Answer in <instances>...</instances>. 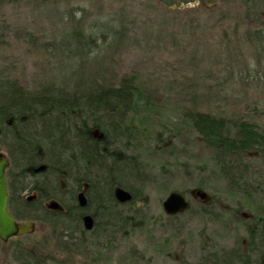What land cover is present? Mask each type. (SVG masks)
<instances>
[{
    "label": "rangeland",
    "instance_id": "374dc122",
    "mask_svg": "<svg viewBox=\"0 0 264 264\" xmlns=\"http://www.w3.org/2000/svg\"><path fill=\"white\" fill-rule=\"evenodd\" d=\"M45 3L0 1V79H16L36 89L47 79L59 82L66 72L82 67L113 85L136 76L148 94L141 110L150 124H136L143 139L139 156L148 175L147 201L118 208L142 224L135 221L134 226L112 229L110 222L98 217L95 235L104 232L100 240L110 237L111 252L97 245L93 261L86 251L67 264H197L205 251L241 241L245 231L237 220L252 219L249 205L228 190L212 152L186 113L222 114L264 127V38L251 37L264 33V8L260 15L247 17L241 0L211 3L208 8L199 2L168 7L160 0ZM76 30L86 41L92 37L94 41L76 43L72 38ZM252 174L260 182L264 167L257 164ZM200 185L208 196L205 201L195 194ZM176 190L185 193L191 209L172 217L165 213L163 202ZM202 203L211 204L207 212L201 211ZM51 234L45 226L24 241L31 253L39 252L41 241H49ZM93 238L87 232L86 249ZM39 253L48 264H54L52 256L69 258L51 242Z\"/></svg>",
    "mask_w": 264,
    "mask_h": 264
},
{
    "label": "trees",
    "instance_id": "16d2710c",
    "mask_svg": "<svg viewBox=\"0 0 264 264\" xmlns=\"http://www.w3.org/2000/svg\"><path fill=\"white\" fill-rule=\"evenodd\" d=\"M36 1L46 4V0ZM231 1L160 0L168 7L199 2L207 8L211 3ZM241 2L248 10L244 13L247 17L260 15L264 8V0ZM73 34L72 38L78 44L89 45L94 41L91 35L86 41L80 30ZM251 37L263 40L264 33L258 31ZM79 68L78 72H66L63 78L59 77V82L47 79L36 89H28L16 79H0V153H4L9 161V203L16 218H27L38 225L43 220L35 215H45L48 211L43 208L45 202L66 209L44 217L52 234L49 241L39 246V252L51 242L66 254H71L74 249L85 254L87 233L78 213L83 208L79 203L80 194L85 196V207L94 213L96 221L99 217L100 221L110 222L112 229L116 225L134 226L133 222H138L136 218L118 212L123 204L116 199L117 188L132 195L126 203L130 207L147 201L144 184L148 175L139 156L143 139L136 126L137 123L150 124V118L141 110L148 98L147 92L136 83V76L123 77L118 85H113ZM148 104L145 103L150 109ZM186 114L194 131L212 152V160L228 190L243 198L249 211L254 212L253 190L264 187V178L261 177L259 182L252 174L257 164L264 167V127L253 120H232L222 114L197 110ZM254 182L256 186H253ZM25 192L27 196L35 197L26 202L21 211L18 199ZM210 207V203H202L201 211L207 212ZM259 209L255 210L256 215ZM260 214V221H264V211ZM237 221L246 228L248 235L245 237L252 241L264 239V229L249 225V220L241 217ZM237 247L223 251V254L242 255Z\"/></svg>",
    "mask_w": 264,
    "mask_h": 264
},
{
    "label": "flooded vegetation",
    "instance_id": "af4514ba",
    "mask_svg": "<svg viewBox=\"0 0 264 264\" xmlns=\"http://www.w3.org/2000/svg\"><path fill=\"white\" fill-rule=\"evenodd\" d=\"M7 188H8V192H9V180H8V176H7ZM259 192H257L256 190H253V199H252V205H253V210L254 212H251L252 215V219L249 220V225L253 224L255 225V227L260 228V229H264V221H260L261 217L259 215L261 211H264V207H261L260 204H263L264 206V187L263 190H259ZM257 193V195H256ZM35 195H31V196H27V193H23L21 194V196H19L18 199V205H19V209L22 211L21 208H23V206L26 204V202H30L32 201ZM88 200V199H87ZM10 195H9V201H8V210L9 213L11 214V216L13 217V219L19 224H25V223H30L33 226V229L28 232V233H23V234H18L16 236H13L11 238H9L6 241H3L0 238V264H48L45 259L44 256L41 253H31L29 251L28 248V241H24L25 239H28L29 237H31L33 234H35L37 231H40L41 228H44L46 226V228H50L48 223L46 222L44 217H47L49 215V213H54L55 211H60V212H65L66 209L61 208L58 204L57 206H52V204L49 203H44L43 208H45V210H48L47 212H45L44 214H39V215H35L37 217V219H41L42 222L39 221V228H37V223L36 222H32L31 220H27L26 219H18L16 218V212L11 208L10 206ZM83 208H81L79 210V214L82 218V226L84 228V231L87 233H92V235L94 236L93 238V245L90 244V246H88L87 249H85L86 251H89V254H87L88 259H91L92 261L96 258V246H102L104 251H108L111 252L112 249V243L111 241H108V239L110 237H107V239L105 240H100L99 234H104V232H100L98 235H95L96 232V225L98 224V222L96 221V216L94 215L93 212H91L90 210H88L85 206H82ZM259 209L258 213L256 215L255 211L256 209ZM41 210V208H40ZM41 212V211H40ZM44 215V216H43ZM91 216L93 218V228L91 230H87L84 226V218L85 216ZM250 215V216H251ZM43 218V219H42ZM61 225V224H60ZM105 225H109L110 224H105ZM122 227V225H121ZM245 231V236H247L248 234L246 233V228H244ZM122 230V229H121ZM103 231L109 233L110 229L108 227L103 228ZM96 237V238H95ZM95 239V240H94ZM15 240H17L16 242H14ZM23 240V241H22ZM42 243L40 244V246L42 244L45 243V241H41ZM103 242V244H102ZM250 243V244H248ZM85 244V241H84ZM240 246V247H237ZM237 247L238 251H242V255H239L237 257L235 256H228V255H224L223 251L232 249ZM40 248V247H39ZM77 249H74L72 251V253L74 252L75 254H66L69 256L66 257L67 260H57L55 259V257H51L50 261L53 262L54 264H67L66 261L72 259H76L77 256H84L85 254H80L77 253ZM245 252L246 255H245ZM208 252H212V253H205L204 255H201L200 259L198 260L197 264H264V239H255L254 241L250 240L248 237H244L243 239H235L233 241V244L230 248H225V247H220V248H216L208 251ZM105 255H107V253H104ZM65 257V256H64ZM76 261L72 262V264H75Z\"/></svg>",
    "mask_w": 264,
    "mask_h": 264
},
{
    "label": "water",
    "instance_id": "95a60500",
    "mask_svg": "<svg viewBox=\"0 0 264 264\" xmlns=\"http://www.w3.org/2000/svg\"><path fill=\"white\" fill-rule=\"evenodd\" d=\"M7 166L8 159L4 154H0V238L3 241L18 234L28 233L33 229V226L30 223L19 225L9 213V195L6 176ZM195 194L201 200L207 199V194L201 190H197ZM115 196L119 203H127L132 199V195L123 188H117ZM79 203L81 206L86 205V198L83 194L79 195ZM55 205L57 206V204H52V206ZM163 208L167 215L174 216L186 212L190 208V203L183 194L173 191L163 202ZM84 226L87 230L93 228V218L91 216H85Z\"/></svg>",
    "mask_w": 264,
    "mask_h": 264
}]
</instances>
